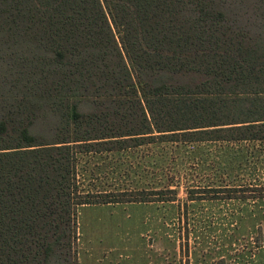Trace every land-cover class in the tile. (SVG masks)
Segmentation results:
<instances>
[{"label": "trees", "instance_id": "1", "mask_svg": "<svg viewBox=\"0 0 264 264\" xmlns=\"http://www.w3.org/2000/svg\"><path fill=\"white\" fill-rule=\"evenodd\" d=\"M168 143H264V0H0V264H78L80 207L173 202L77 179Z\"/></svg>", "mask_w": 264, "mask_h": 264}, {"label": "rangeland", "instance_id": "2", "mask_svg": "<svg viewBox=\"0 0 264 264\" xmlns=\"http://www.w3.org/2000/svg\"><path fill=\"white\" fill-rule=\"evenodd\" d=\"M77 179L83 193L175 196L80 207L78 264H264V200L217 198L250 197L264 186V143H168L80 155Z\"/></svg>", "mask_w": 264, "mask_h": 264}]
</instances>
